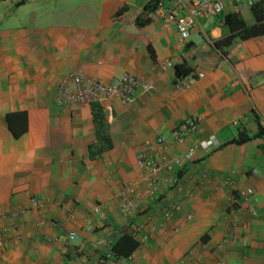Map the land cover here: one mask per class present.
Wrapping results in <instances>:
<instances>
[{"label":"crops","instance_id":"obj_1","mask_svg":"<svg viewBox=\"0 0 264 264\" xmlns=\"http://www.w3.org/2000/svg\"><path fill=\"white\" fill-rule=\"evenodd\" d=\"M149 1L0 0V264H95L128 229L121 195L128 184L143 195L137 156L159 158L158 136L164 161L200 141L220 147L209 154L197 147L194 161L161 173L168 183L159 199L192 191L173 221L180 229L159 227L143 249L121 242L119 262L264 264V135L254 137L264 129V35L217 46L229 34L223 17L236 11L252 26L257 0H226L223 14L200 20L181 50L161 11L144 9ZM188 1L161 0L182 15ZM178 64L194 77L184 91L175 83ZM74 70L104 81L130 73L149 89L129 105L111 101L110 110L59 107L57 83ZM188 118L195 130L178 141ZM242 130L250 140L232 143ZM245 189L253 191L255 214L236 201ZM30 198L43 208H29ZM146 203L157 213L158 202Z\"/></svg>","mask_w":264,"mask_h":264},{"label":"built area","instance_id":"obj_2","mask_svg":"<svg viewBox=\"0 0 264 264\" xmlns=\"http://www.w3.org/2000/svg\"><path fill=\"white\" fill-rule=\"evenodd\" d=\"M226 0H189L188 8L185 14H180L177 9H165L163 2H160L156 10H160V16L164 21L165 27L173 29L177 36L175 47L181 50L191 36V33L197 29L200 20L209 17L221 16L224 10V2ZM163 66L173 67L170 60L163 63ZM194 77L187 75L177 78L176 86L184 91L193 82ZM149 84L140 77H136L130 73H123L112 78L109 81H104L101 78L88 75L81 71H70L64 76L56 86L55 102L59 107L64 106H100L106 110H110L111 101H118L122 105L131 104L137 94L142 91H147ZM196 120L193 118L186 119L176 130L175 135L178 141L184 140L187 134L195 130ZM157 148L155 151L159 154V158L146 156L142 153L137 156V165L144 172L145 179L142 182L143 195L137 193L138 185L128 184L119 203V212L121 217L128 223L127 232L136 240L139 249H143L147 243L153 238L159 227H173V221L177 214L182 211L183 201L190 196L188 192L186 196L177 197L173 200L159 199L161 188L168 183L161 173L166 170L172 172L175 167L181 168L188 163L194 161L197 147L205 154H209L220 147L218 141H200L197 146L190 148L181 158L164 161L166 159L165 150L163 148L164 140L158 136L153 142ZM147 146L151 145L149 140L145 141ZM162 159V160H161ZM252 173H256L253 169ZM229 184V182H228ZM227 182L222 183L221 187H225ZM173 188L176 192H180L181 186L173 183ZM190 193V194H189ZM236 201L248 204V209L252 214H255V209L251 204L254 198L251 189L241 190L237 193ZM158 202L157 213L150 211L147 203ZM29 208L42 209L43 203L35 198L29 199ZM61 209L67 211L68 218H73V211L66 209V206L61 205ZM28 211V208L21 210V213ZM100 211V207L94 209L95 213ZM143 217V223H137L138 217ZM190 214L187 216L189 217ZM44 225L43 218L39 219L38 226ZM180 227L175 226L173 230L179 231ZM19 238V236H17ZM76 233L69 230L66 235V240L72 242L76 239ZM44 240L51 241L48 235L44 236ZM112 242L107 243L106 251L96 256L95 264H121L119 258L112 252Z\"/></svg>","mask_w":264,"mask_h":264},{"label":"trees","instance_id":"obj_3","mask_svg":"<svg viewBox=\"0 0 264 264\" xmlns=\"http://www.w3.org/2000/svg\"><path fill=\"white\" fill-rule=\"evenodd\" d=\"M160 2L161 0H151L145 4L144 9L148 12H153L156 10ZM251 10L256 20V23L252 26H247L240 17L239 13L236 11L227 14L223 17V23L229 28V34L218 42V47H227L236 38L247 39L257 35H264V0H257L253 2L251 4ZM174 70L177 78L185 77L189 75L192 71L190 68H187L183 64L175 65ZM95 117H97V115H95ZM261 135H264V129H259V132L254 137H259ZM248 140H250V138L242 130L239 132L238 138L232 140V143L242 144ZM123 241L128 246V250H132L137 245V243L133 240V238L129 235L126 230L121 234V236L116 240V242L112 246V252L114 253V255H119V244Z\"/></svg>","mask_w":264,"mask_h":264}]
</instances>
